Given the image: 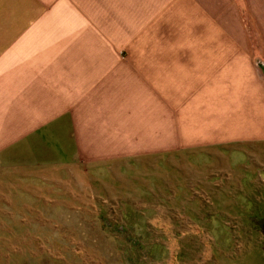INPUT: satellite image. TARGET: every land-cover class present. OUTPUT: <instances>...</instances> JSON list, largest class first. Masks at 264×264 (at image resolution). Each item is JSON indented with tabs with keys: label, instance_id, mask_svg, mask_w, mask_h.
<instances>
[{
	"label": "crops",
	"instance_id": "1",
	"mask_svg": "<svg viewBox=\"0 0 264 264\" xmlns=\"http://www.w3.org/2000/svg\"><path fill=\"white\" fill-rule=\"evenodd\" d=\"M232 142L264 143V0H0L5 207Z\"/></svg>",
	"mask_w": 264,
	"mask_h": 264
},
{
	"label": "rangeland",
	"instance_id": "2",
	"mask_svg": "<svg viewBox=\"0 0 264 264\" xmlns=\"http://www.w3.org/2000/svg\"><path fill=\"white\" fill-rule=\"evenodd\" d=\"M152 165L104 175L113 189L0 202V264H264V143L173 151Z\"/></svg>",
	"mask_w": 264,
	"mask_h": 264
}]
</instances>
